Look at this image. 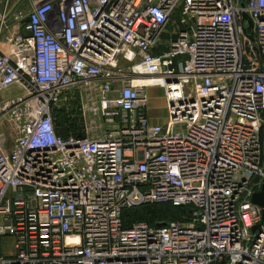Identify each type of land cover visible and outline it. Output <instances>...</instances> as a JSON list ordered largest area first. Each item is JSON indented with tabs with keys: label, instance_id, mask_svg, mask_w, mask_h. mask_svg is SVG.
Instances as JSON below:
<instances>
[{
	"label": "built area",
	"instance_id": "built-area-1",
	"mask_svg": "<svg viewBox=\"0 0 264 264\" xmlns=\"http://www.w3.org/2000/svg\"><path fill=\"white\" fill-rule=\"evenodd\" d=\"M0 43V264H264V0H0ZM151 204L185 212L123 227Z\"/></svg>",
	"mask_w": 264,
	"mask_h": 264
},
{
	"label": "rangeland",
	"instance_id": "rangeland-1",
	"mask_svg": "<svg viewBox=\"0 0 264 264\" xmlns=\"http://www.w3.org/2000/svg\"><path fill=\"white\" fill-rule=\"evenodd\" d=\"M242 43L245 47L247 40L242 36ZM120 68L124 71L127 69V65L121 63ZM148 97V109L149 113L156 124L164 125L165 120L167 118L166 114V106L163 100L162 91L159 88H147L145 90ZM81 102L79 98V94L76 90H67L56 103H54L51 107L52 115L53 113L57 115L60 114L63 121L65 120V124H69L70 121L76 122L79 121V125L82 128L83 132V124L82 119H80V111H79V103ZM80 128V129H81ZM9 127H7L6 123L2 122L0 124V132H2L5 136L6 141L8 140V144L10 138ZM71 133V132H70ZM11 242L8 238H0V254L8 255L11 253Z\"/></svg>",
	"mask_w": 264,
	"mask_h": 264
},
{
	"label": "trees",
	"instance_id": "trees-1",
	"mask_svg": "<svg viewBox=\"0 0 264 264\" xmlns=\"http://www.w3.org/2000/svg\"><path fill=\"white\" fill-rule=\"evenodd\" d=\"M52 107V106H51ZM50 107V114L54 123L55 133L65 138L69 135L81 138L83 137L82 128L79 125V121H70L69 124H65L61 115L57 113L52 115ZM81 119V118H80ZM81 128V129H80ZM71 132V133H70ZM184 208L173 207L169 204H151L142 205L135 208H129L121 213L122 225L124 228L129 227L134 222H145L148 225H158L170 220L179 218L184 214Z\"/></svg>",
	"mask_w": 264,
	"mask_h": 264
},
{
	"label": "bare ground",
	"instance_id": "bare-ground-1",
	"mask_svg": "<svg viewBox=\"0 0 264 264\" xmlns=\"http://www.w3.org/2000/svg\"><path fill=\"white\" fill-rule=\"evenodd\" d=\"M142 76H136L132 78V82L135 85H138L143 88H156L155 85H158L159 80L156 79V77H150L143 74H140Z\"/></svg>",
	"mask_w": 264,
	"mask_h": 264
},
{
	"label": "water",
	"instance_id": "water-1",
	"mask_svg": "<svg viewBox=\"0 0 264 264\" xmlns=\"http://www.w3.org/2000/svg\"><path fill=\"white\" fill-rule=\"evenodd\" d=\"M243 21H247L248 25L251 26V23L249 22L247 16H243ZM243 31H245V29H243ZM252 202L256 205H259L261 207H264V193L263 192H260V193H257L255 195H253L252 197ZM262 216H264V213L262 214ZM255 228H253L254 230Z\"/></svg>",
	"mask_w": 264,
	"mask_h": 264
},
{
	"label": "crops",
	"instance_id": "crops-1",
	"mask_svg": "<svg viewBox=\"0 0 264 264\" xmlns=\"http://www.w3.org/2000/svg\"><path fill=\"white\" fill-rule=\"evenodd\" d=\"M13 4H14V1H12L11 10H14V8H15V6H14ZM20 33H23V31L20 30ZM0 52H2V53H6V52H8V46H6V45L3 44V43H0ZM14 91H15V87H11V88L9 89V92H14ZM148 115H149V118H150V122L156 124V123L153 121V119H152V117H151V115H150L149 112H148Z\"/></svg>",
	"mask_w": 264,
	"mask_h": 264
}]
</instances>
